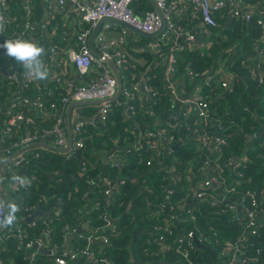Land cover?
I'll list each match as a JSON object with an SVG mask.
<instances>
[{"label":"trees","instance_id":"1","mask_svg":"<svg viewBox=\"0 0 264 264\" xmlns=\"http://www.w3.org/2000/svg\"><path fill=\"white\" fill-rule=\"evenodd\" d=\"M34 1L35 34L28 33L26 39L37 42L46 51L51 45L48 36L55 33L54 28L58 27L59 30L57 36L55 34L53 42L61 44L63 22L59 19V14L53 16L48 13L45 19L47 28L43 29L38 25V22L42 20L45 12L49 11V2L47 0V2L45 0ZM245 1L249 5L256 4L257 11H255V19L253 21L241 22L234 20L231 24L224 26L223 20H221L220 26L215 27L211 32V34H214L212 36L214 40L211 41L212 44L208 50L200 52L199 50L185 47V45L182 46L183 48L178 45L175 50L177 57L176 77L187 75L189 69L197 73L198 75L192 85L195 83L199 84L203 89L204 95H208L207 100L215 112V118H218L216 115L220 116L223 124L229 126L226 134L233 132L243 133L227 137L229 143L223 146L220 152H211L207 147H203L202 144L204 142L199 140L196 135H193L187 127L174 130V133H178L181 130L182 133L188 131L192 136L190 145L192 146L193 143L197 147H192L198 148L201 143L202 148L200 149L202 151L198 149V151H195V156L191 157L193 152L191 148L187 145L179 144L175 148L176 151L174 153L178 158L168 157L169 164L176 167L175 175L177 177L182 176L183 181L180 184L173 185L175 195L172 197V204L165 208L159 207L156 203L162 199L164 188L168 185L167 177L169 174H165L164 171L153 170L152 168L148 172V169L157 160L156 152L155 154L152 150L147 152L146 149H143V145L139 151H135L131 147V150L120 152L125 157L123 166L112 167L105 164L102 160L106 151L114 144V139L117 142L120 141V145H124L125 141L134 140L133 138L136 137L135 132L140 130L135 127V122L148 124V122L152 121L148 127L155 128L156 121H163L164 124L171 121L169 117L178 106H173V96L168 88L166 86L161 88L164 83L159 76L161 70H155L148 81L152 85L153 94H155L154 100L147 103V106L154 111L155 115L151 116L146 111L141 112L139 103L137 101L134 102V100L133 102L137 107L136 111H138L135 113L134 123L130 120L123 122L121 120L123 119L121 108H115L106 124L107 131L100 126L94 127L88 123L85 124L82 136L86 137V148L78 149L73 147L75 151L73 155H70L72 152L70 150L61 152L46 146H34L39 152V156L35 157L33 155L31 157L30 162H32V165L27 168L25 175L26 177L36 176V181L29 187L30 191L23 195L24 197L21 201L18 199L16 204L21 208L34 205L39 200L44 199L40 203L41 207H44L50 201L49 198H51V204L60 203L62 211L59 215L51 216L49 219H40L35 225H28L24 242L39 239L47 234L52 246L61 247L65 239L67 226L77 228L84 225L83 222L87 220L91 221L93 227L103 226L106 223L103 215L113 209L115 216L121 215L118 221L115 222V230L109 228L105 230L109 235L110 245L103 247L100 244H94V248L98 250L105 249V254H109L113 258L114 264H191L179 253L177 249L179 243L185 244V247L190 249V260L193 264H224L223 261L229 258L226 243L231 239L237 238L243 232L246 219L243 211L240 212L237 218V215L231 210L230 201L235 198H243L247 188L261 190L264 184V85H260L249 73L250 71L244 69L241 64V54L254 49L256 39L262 33V28L257 24L256 19L264 15V0ZM11 2L13 15L21 22L23 7L18 0H11ZM17 5L20 10L17 9ZM150 10L153 9L151 8ZM180 15L182 18L176 15L175 20L182 19L180 24L184 26H187L185 24L187 21H202L200 17H193L187 12H183ZM188 27H191V24ZM206 34L208 35L210 32L206 31ZM143 40L148 42L150 39L143 38ZM121 48L127 55L124 60V67L121 69L123 90L132 82L138 80V76L135 77V75L144 65L137 60L135 62L131 56L136 53L135 58L139 56L138 59L141 58L147 63L151 60L153 54L146 49L137 53L134 43L127 40ZM230 48L234 52L227 60L226 66L227 70L235 75V85L229 96L221 97L219 93L222 89L219 88H223V86L221 82L219 83L220 80L216 76L214 68L219 60L221 62L226 60V52ZM5 51L0 50V69L7 58L10 59L8 61L9 67L13 65L16 69H23L22 65L18 64L14 58L8 57ZM236 52H240V55L234 58ZM41 59L43 61V56ZM2 77L3 73L0 71L1 103L13 92V87L6 84ZM207 82H210V84L207 85ZM31 85V87L24 89L23 95H31L34 99L43 96L46 99H50L52 103L59 105V99L63 96V91L56 90L52 94L50 90L56 84L50 83L49 78L39 81L37 87L34 84ZM23 95L20 97H23ZM120 97H124L123 93L120 94ZM144 103L146 104V99ZM51 104H46V108L50 112L47 117L40 118L37 116L33 118L31 125H27L25 122L19 123L7 136V142L0 145V147H12V145L20 142L26 136L28 130L33 132L35 129L47 130L53 128L56 119L54 116L55 108ZM98 104H82L81 108H84L86 113H93L96 112L95 107ZM190 106L196 109V106ZM25 114L30 118V116L33 114L37 115L39 112L36 108H32L29 105ZM2 119V113L0 112V120ZM196 121L200 123L195 124V127L204 128L205 130L213 128V123L207 125L201 123L202 119L195 112L190 122L194 123ZM3 128L4 124L2 125ZM259 130H262L261 135L250 141L248 134H256ZM174 136L175 144L176 135L174 134ZM34 147H30V149L19 156L33 150ZM14 149L17 150V148ZM189 155L190 158H195L199 161L198 164H203L204 160L208 158L212 159L215 163V169L209 175L222 170V175L227 177L230 183L235 180L236 175L228 170L224 162L230 159L231 156H248L250 160L244 170L246 181H244L240 189L233 192L237 193V195L229 194V199L225 202L213 204L212 202L201 201L195 196V187L192 188V183L186 177L187 174H185L191 165L189 164ZM82 158L86 160L85 164H83ZM216 158L222 160L220 163L222 169H219ZM50 174L55 176L51 177ZM106 177L111 178L114 183L119 179L126 180L116 195L112 196L114 201H111V204L106 200L104 187V179ZM144 177L145 182H143ZM136 180H141L139 188L141 186L144 187L140 191H136ZM0 185L4 193L2 183ZM218 190L216 188L215 193ZM248 201L252 203L250 200ZM22 203L24 204L22 205ZM124 203H129L130 210L123 209ZM181 203H184L187 208L194 209L197 214L196 220L185 218L183 224L184 227H191L197 230L196 241L190 242L186 231L181 233L180 227L173 226L174 234H166L167 242L168 244L170 243L169 248L161 250L160 245L157 242H153L154 234L157 230L156 227H164V222L166 223L169 220L167 213L176 210ZM257 204L264 206V202L257 201ZM176 235H179L183 240L177 241ZM202 237L206 240L201 241ZM74 243L75 247L82 248L87 244V241L82 238L81 240H74ZM242 250L244 251L243 260L237 259L233 264H264V230L257 235L249 236L248 240L242 244ZM64 254L65 252L60 251L56 256H63ZM0 259H3V264H31L30 252L15 237L5 240L0 239ZM83 263L84 258H80L73 264ZM34 264H52V262L47 255L38 251Z\"/></svg>","mask_w":264,"mask_h":264},{"label":"built area","instance_id":"2","mask_svg":"<svg viewBox=\"0 0 264 264\" xmlns=\"http://www.w3.org/2000/svg\"><path fill=\"white\" fill-rule=\"evenodd\" d=\"M20 5L23 7V16L21 17V22L17 20V17L13 15V8L11 0H0V17L3 18V30L0 31V50H5L2 45L5 41L9 39L23 38L26 39L27 34H35V1L34 0H20ZM46 1V0H45ZM49 2V11L46 14H52L56 16V12L59 8L64 7L68 1H72L76 6L72 9L71 13H75L79 16V21L76 25L78 26L86 24L85 28L79 30L75 35H73L69 44L71 45H58L56 43H51V45L45 51L43 55V63L48 67L50 71L49 80L50 83H55V87L50 90L53 94L56 90H62L63 96L59 99V105L52 103L50 99H46L43 96L32 97L31 95H23L25 88H29L34 84L36 87L39 81L29 78L23 69H16L11 65V71L7 74L0 71L3 74L2 79L6 81V84L13 87V92L10 96L15 94L13 102L11 103V108L9 112L7 111L5 118V125L0 132V145L7 142V136L21 122H25L27 125L30 124V120L33 119L32 116L28 118L25 114L26 108L30 105L32 108H36L39 112L38 117H47L50 113L46 108L47 103H52L51 106L55 108V123L53 128L47 130H37L33 132L28 130L26 136H24L20 142L12 145V147H0V161L5 160L10 155L14 154L16 151L27 147L30 149L29 145L35 142H44L51 144L54 147L64 148L69 145V131L65 124V114L70 104L75 102H87V101H99L98 106L95 107L96 112L86 113L82 105L76 106L71 110L69 119L71 125V133L73 135V143L70 148L71 154L73 155L75 151L74 148L85 149L86 148V137L82 136V131L85 124L92 125L94 127H99L105 125L104 130L107 131L106 124L109 121V117L115 108H120L125 106L126 109H130V113L135 116L137 107L134 104L135 101H139V110L141 112L146 111L151 116L155 115L154 111L151 110L147 104L144 103L145 95L155 94L152 92V85L150 84L149 78L146 80L138 78V80L132 82L128 87L124 88L121 93H123V98L117 96L115 99L111 100L117 93L118 82L114 75L113 70L109 67L104 59L96 57L89 48V36L97 24V22L104 16H111L121 20H124L135 27L145 31L154 32L157 31L161 24L162 19L160 14L156 10H147L143 16L135 13L133 9V3L135 0H92V4L87 6H82L80 0H47ZM46 1V2H47ZM159 7L164 11L167 20V28L165 32L161 35L158 43H163L171 48V56L167 66V74L169 76V83L166 86L171 94L174 93V83L170 79L176 72L177 67V57L173 53L176 45L172 44L176 38V33H184V29L178 27L175 16L180 13L187 12L193 17L201 18L202 21L208 26L215 28L219 27L221 20L228 13L232 15L233 18L241 22H251L255 19V11H257L256 4L249 5L246 4L245 0H156ZM255 8V9H254ZM20 10V8L18 9ZM44 14V16L46 15ZM47 18V15H46ZM55 18V17H54ZM45 19L38 22L43 29L47 28ZM78 20V19H77ZM257 24L262 28L261 35L256 39V44L258 49L255 51L253 60L247 66L248 70L252 74L253 78L257 80L260 85H264V15L256 19ZM110 22L104 23L97 35V46L104 53V58H112L120 69L124 67V60L127 55L121 48L126 41L128 31L122 28V33L116 39H109L108 30L111 25ZM186 34V33H185ZM55 33L51 34L50 36ZM186 40L190 42L189 48L194 50H202L198 45H196L195 38L193 34H186ZM49 37V36H48ZM49 39V38H48ZM74 39V40H73ZM35 42V41H33ZM37 43V42H36ZM38 44V43H37ZM180 47H182L180 45ZM183 48V47H182ZM203 51V50H202ZM232 48L226 52V60L221 62V66L225 65L227 60L233 54ZM10 59H6L8 62ZM4 65V64H3ZM2 65V66H3ZM6 65V64H5ZM216 76L220 80L223 87H229V81L223 80V69H218L216 71ZM198 74L191 69L187 72V77H191L193 80ZM221 77V79H220ZM210 82H207L209 85ZM23 95V97H20ZM208 95H204L203 90H198L188 98L185 104H180L175 112H172L169 117V122L165 123L162 121L159 127L147 128L143 130L142 133L138 135L137 141L134 143L136 146H131L135 151L141 150L143 143H147L150 147H161L171 148L175 140L174 130H179L187 127L191 130L193 135H196L202 142L206 141L207 131L204 128L195 127V124L200 123L196 121L194 123L190 122L193 113H189V108L184 105L190 104L196 106V113L199 118L202 119L203 124L207 125L213 123L217 126L218 132L214 135L213 150L211 152H220L222 147L229 143L227 135L224 133V124L221 119L215 118L210 102L207 100ZM135 100V101H134ZM134 101V102H133ZM96 105V104H95ZM0 112L2 113V108L0 107ZM92 113V115H91ZM91 115V116H89ZM102 132V130H101ZM208 144V141L206 142ZM14 148H17L15 150ZM72 149V150H71ZM25 150V151H26ZM24 152V151H23ZM22 152V153H23ZM21 153V154H22ZM157 154V152H156ZM20 155V154H19ZM15 157L13 160L9 161L4 166L5 170L13 175L17 174L25 178L28 182V186H19L12 183L9 178L8 187L16 194L18 199H23V195L30 191L31 184L36 181V176L32 175L26 177L25 174H20L24 169L29 168L32 165L31 157L39 156V152L34 147L33 150L27 151L21 156ZM108 158V165L112 167L121 166L125 163V157L120 154V152L115 151L113 148H109L106 153ZM83 159V158H82ZM219 159V158H217ZM228 162L231 160H227ZM85 164L86 160H82ZM209 163V161H206ZM227 163V162H226ZM242 165H246L243 163ZM219 166V165H218ZM3 168V169H4ZM219 169L222 167L219 166ZM236 178L230 183L227 177L222 175V170L213 175H208L204 177L200 182L196 183L195 196L201 201L212 202L217 204L219 202H225L229 199V194L237 195L236 192L242 187L244 183V173L240 170L235 173ZM175 180L173 185L177 182V176L175 174L170 175ZM189 179L190 176L186 175ZM122 180L119 179V182ZM125 182V181H124ZM114 181L111 178L104 179V187L106 198L112 195ZM219 190L216 191L215 189ZM175 195L173 188L165 191L163 193V199L156 203L159 207H167L172 204V197ZM244 197L240 199H233L230 201L232 212L237 215V218L241 211L245 213L244 230L235 239L227 241L226 248L229 253V258L224 260V264H233L237 259L244 258V251L242 250V244L248 240L249 236L257 235L260 231L264 230V206L257 204V201L264 202V188L250 189L247 188L244 193ZM21 197V198H20ZM39 200L34 205L24 206L19 208V213H16L17 221L11 227H5L0 233V239L5 240L15 237L19 240L20 244L25 246L30 252L31 264H34L37 258L38 249L33 247L34 242H39V245L47 249H57L61 247L52 246L49 240V235L45 234L39 239L24 242L27 232L26 223L27 216L30 215L36 208L40 207V203L43 201ZM250 200L252 203H250ZM24 203H22L23 205ZM62 208H58L54 215H59ZM0 214H5L4 209H0ZM169 220L164 222V227L157 226L156 232L154 234L153 242H157L161 250L169 248L167 242L166 234H174L173 226H178L181 228V233L187 232L188 239L190 242L196 241L197 230L194 228L184 227L185 218H190L193 221L196 220L197 214L194 209L187 208L184 203H181L176 210L168 212ZM53 215V216H54ZM106 219H110L106 214L103 215ZM49 219V218H48ZM37 223H31L30 225H35ZM84 225L78 226L83 230L80 238L86 239L87 244L82 248L72 247L69 250L63 248L65 254L62 256H56L54 254L51 258L52 264H72L80 258H84L83 264H114L113 258L109 254H105V249L98 250L94 248V244H100L101 246L110 245L109 235L105 232L107 228L115 230L116 224L111 221L106 222L105 225L100 227H93L90 220L84 221ZM77 228L66 227L65 237L70 235V232H76ZM77 234V233H74ZM177 236V235H176ZM175 236V237H176ZM183 238L177 236V241H182ZM203 237L201 241H205ZM46 245V246H45ZM179 253L191 264L193 262L190 260L191 252L185 244L179 243L177 245ZM60 252V251H59ZM0 264H3V259H0Z\"/></svg>","mask_w":264,"mask_h":264},{"label":"crops","instance_id":"3","mask_svg":"<svg viewBox=\"0 0 264 264\" xmlns=\"http://www.w3.org/2000/svg\"><path fill=\"white\" fill-rule=\"evenodd\" d=\"M81 1V4L82 6H87L89 4H92V0H80ZM19 4H20V0H18ZM76 6L75 3H73L72 1H68L66 3V5H64V7L62 8H59L58 11L56 12V15L59 14V19L63 22V30L61 32V46L62 45H68L70 42H72L70 40V38L75 35L79 30H81L82 28H85L86 24H83V25H76L77 21H79V16L75 13H71L72 9ZM17 9H19V6L17 5ZM154 9V6L153 4L149 1V0H135L134 3H133V9L135 11L136 14L140 15V16H143L144 13L147 11V10H150V9ZM230 12V11H229ZM228 12V13H229ZM228 13L226 14L225 17H223V23H226L227 19H228ZM46 14V13H45ZM181 14V13H180ZM179 14V17L182 18V16ZM47 15V14H46ZM46 15L42 17V19H46ZM78 19V20H77ZM182 19H178L176 21L178 27L184 29V33H176V38L174 40V42L172 43L173 45L175 44L176 47L179 45L181 46H184L187 47L189 46L190 42L186 40L187 36L186 34L189 33V34H193L194 35V38H195V44L198 45L203 51L204 50H208V48H210L211 44H212V40H214L212 38V36L214 35L213 33L211 34L212 30L214 28L208 26L207 24H205L203 21H199V22H196V21H187L185 24L187 26H184L183 24H180V21ZM234 20H237L235 18H233L227 25L231 24L232 21ZM45 21V20H44ZM198 21V20H197ZM111 25L110 29L108 30V36H109V39H116L117 37L120 36V34L122 33V27H119L118 25H116L115 23H109ZM191 24V27H188L189 25ZM58 30L59 28H54V32L57 36L58 34ZM206 31H208V33L210 32V34H206ZM220 32V31H218ZM186 33V34H185ZM211 35V36H210ZM71 36V37H70ZM49 41H51V43H53V38H54V35L52 36H49ZM126 40L129 42H133L134 43V48H135V51L138 53V52H142L144 50V48H141V44H148L150 45V47L156 52V53H161L160 55H157V56H154L151 58V60L149 62L146 63L145 60L139 58H135L136 56V53L135 54H131L134 59L135 62H141L142 65H143V68H141L137 75V79L138 78H142V79H148L152 76V73L155 71V70H161L160 73H159V76L160 78L162 79V81L164 82L162 87L163 86H167L168 83H169V76L167 74V72L164 73V67H165V61H166V56H167V52L166 51H163V50H166V48H169L168 45H164L163 43L159 44L158 43V40L157 39H150L148 42L143 40V38L139 35H136L134 34L133 36V39L130 38L129 34H127V38ZM59 45V44H58ZM71 45V44H69ZM258 49V46L257 44L255 45L254 49H252L251 51H248V52H245L243 54H241V58H242V66L244 69L248 70L247 66L249 64H251V62H254L253 60V56H254V53L255 51ZM175 50L176 48L174 49V52L175 53ZM202 50H200V52H203ZM238 53V55H240V52H236ZM9 59V58H8ZM137 60V61H136ZM221 61L219 60L217 62V65L215 66V71H217L218 69H223V75H222V78L223 80H227L229 81V87H223V88H219V89H222L221 92L219 93V96L221 97H226V96H229L230 92L232 91L234 85H235V80H234V74L231 73L230 71L227 70V66L226 64L223 66H221ZM4 64H6V69H8V71H11V67L8 66V62H4ZM250 73V72H249ZM4 74V73H3ZM176 74H174L170 79L173 80V83H174V93L171 94L173 96V103L174 105L173 106H179L180 104H185L186 100L188 98H190L192 96V94L198 90H203L199 84L195 83L194 85H192L194 83V80L191 78V77H187V75H180L179 77H176ZM221 79V77H220ZM123 85V84H122ZM159 88V87H158ZM228 92L227 95H225V93ZM15 94H13V96H8V98H6L5 101H3L2 103L0 102V107L2 108V120H0V131L2 129V125L4 124L5 125V120H4V116H6V112L10 110L11 108V103L13 102V100H15L14 98ZM145 99H146V104L152 100H154L153 96L151 95H148L146 94L145 95ZM136 102V101H135ZM139 103V101H137ZM213 102V101H212ZM135 104V103H134ZM136 105V104H135ZM185 107L187 106L189 108V113H195L196 112V109H194L193 107L190 106V104H186L184 105ZM121 111H122V116H123V119H121L123 122H125L126 120H130L132 121V123L135 122V118L133 117V115L129 112L130 109H126L125 106H122L120 107ZM176 110V109H175ZM175 110H173V112H175ZM50 113V112H48ZM66 115H67V112L65 114V124L67 127H69L70 125V119H69V125H67L66 123ZM37 115L36 114H33L32 118H36ZM216 117L220 118V116H217ZM6 118V117H5ZM30 124L31 125L33 123V119L30 120ZM152 122V121H151ZM151 122H148V124H141V123H137L135 122V127H138L140 130L139 132L136 131V137L133 138L134 140L132 141H125L123 144L124 145H120L119 142L120 141H116V139H114V144L112 145V147L110 148H113L115 151L117 152H123L124 150L127 151V150H131V146H136L134 143L137 141L138 139V135L140 133L143 132L144 129L149 128L148 126L151 125L150 123ZM161 124V122L159 121H156L155 125L154 126L155 128L156 127H159ZM213 125V124H212ZM224 126V133L226 134L227 133V130L229 129V126ZM100 127H105V125H101ZM153 127V126H152ZM213 128L209 129V130H206L207 131V136H206V141L202 144L203 147H207L209 150H213V141H214V135L218 132V129H217V126L216 125H213L212 126ZM133 128V126H132ZM134 129V128H133ZM180 130V129H179ZM182 131V130H181ZM181 131H178V133H174L176 135V143L174 144H171V148H166V147H161L158 146V147H150L147 143H143V149H146V151L150 152L151 150L154 152H157V156H156V162L153 164V166H149L150 168L148 169V172L150 171V169L152 168L153 170H160V171H164L165 174H169V176L167 177V183L168 185L164 188V193L165 191L173 188V181L175 180V178H173L172 180V177L170 176L171 174H175V165L171 166L169 164V159L168 157L169 156H172L173 158L177 159V155H175V151L176 149H174L175 146L179 145V144H183V145H187L191 148V151L192 152V156L191 157H194L195 156V151H198L201 150L200 148H202V145L201 143L199 144L198 148H193V147H197L195 144L192 143V146L190 145V142H191V135L190 133L187 131L186 133H182ZM260 131V130H259ZM258 131V132H259ZM132 133V132H131ZM243 133V132H242ZM240 132H233V133H228L226 134L227 137H233L235 135H240L242 134ZM262 133V132H261ZM249 135V134H248ZM261 135V134H260ZM259 135V136H260ZM258 136V137H259ZM208 141V144H206V142ZM250 143V142H249ZM202 151V150H201ZM188 158H190V155L188 156ZM102 160L105 164L108 165V163H110L108 161V158L106 157V155H104V157H102ZM209 161V163H207L206 161ZM231 161H225L224 162V165L228 168L229 171L233 172L234 174L237 173L238 170L242 171L244 173V170L245 168L247 167V164L249 162V157L248 156H245V155H242V156H239V155H236V156H231L230 159ZM199 161H197L195 158H190L189 160V164L190 167H189V170L185 173L187 174L188 176H190L189 178V181L192 183V188L195 187L196 188V183L197 182H200L204 177L208 176L214 169H215V163L213 162L212 159L208 158L206 160H204L203 164H198ZM216 162H218V165H220V163L222 162L221 159H217L216 158ZM227 162V163H226ZM243 163H246V165H242ZM10 164V163H8ZM122 166L124 164H121ZM191 166H195L194 168L191 167ZM1 174L5 175L6 178L3 182H2V188L4 189V196L7 200V202H14V203H17L18 202V197L16 196V194L8 187L5 186V181H8L9 178L12 176L11 174H9L5 168L2 169L1 171ZM50 176H55L53 174H50ZM8 179V180H7ZM135 180V179H134ZM124 181L126 180H123L122 179V182L119 180L114 183L113 185V191H112V195L108 198H106V200L108 201L109 204H111V201H114V198L112 197L113 195H116L117 191L120 189L121 185L124 184ZM145 177H144V181L145 182ZM183 181L182 179V176H178L177 177V182H174L176 183L175 185H177L178 183L180 184L181 182ZM244 181H246V175L244 173ZM119 182V185L116 187V184ZM137 185V188H136V191H140V189H143L144 187H140L139 188V185H141V180L140 181H137L136 180V184ZM1 186V185H0ZM7 191H6V189ZM262 188H264V184L262 185ZM162 195V194H161ZM53 197V196H52ZM50 201L45 205L47 206V208L44 207H38L36 208L30 215L27 216L28 217H31L33 215V213H35L36 211H40L41 213L43 212H46V211H49V210H52L50 214H48L47 216L46 215H36L30 222H26L27 224L28 223H37L40 219L44 218V219H48L50 218L51 216L54 215L55 211L60 208V203H55V204H51V201L52 199L49 198ZM162 199H163V196H162ZM161 199V200H162ZM1 200V198H0ZM149 203V202H148ZM125 210H130V207H127ZM124 210V211H125ZM114 210L111 209L110 212H107L106 215L107 217H109L110 219H106L105 222H112L113 224H115V222L118 221V219L120 218V215H117L115 216L114 214ZM29 224V225H30ZM161 224V223H160ZM28 226V225H27ZM76 232H70L71 235H74L73 238L71 239L70 241V246L65 248V250H69L70 248L74 247L75 243H74V240H81L82 238H80V235L82 233H77V234H74ZM179 236V235H177ZM68 238V236H67ZM67 238L65 237L64 241H63V244L65 245L66 242H67ZM77 238V239H76ZM62 244V245H63ZM73 264V263H72Z\"/></svg>","mask_w":264,"mask_h":264},{"label":"water","instance_id":"4","mask_svg":"<svg viewBox=\"0 0 264 264\" xmlns=\"http://www.w3.org/2000/svg\"><path fill=\"white\" fill-rule=\"evenodd\" d=\"M153 6H154V10H156L160 16H161V19H162V24L160 26V28L157 30V31H154V32H145L137 27H135L134 25L124 21V20H121V19H118V18H115V17H111V16H104L103 18H101L97 24L95 25V27L93 28L90 36H89V48L91 50V52L98 58H101V59H104L107 64L109 65V67L113 70L114 72V75L117 79V82H118V86H117V93L114 97L111 98V100L115 99L117 96H119V94L122 92V77H121V72H120V69L119 67L117 66L116 62L112 59V58H104V53L98 48L97 46V35L101 29V27L103 26L104 23H107V22H110V23H115L116 25H118L119 27H122L124 29H126L128 31V34L130 36L131 39H133V36L134 34L136 35H139L145 39H159L161 37V35L165 32L166 28H167V20H166V16L164 14V11L159 7L158 3L156 0H149ZM233 19L232 15L229 14L228 16V19L226 21V23H224V26H227V24ZM141 46V48H144L146 49L147 51L151 52L154 56H157V55H160L161 53H156L151 47L150 45L148 44H141L139 45ZM163 51H166L167 52V56H166V61H165V67H164V73L166 72L167 70V66H168V63H169V59H170V56H171V48H166V50H163ZM238 56V53H236L234 55V58ZM1 71L6 73L7 74V69H6V65L4 64L2 67H1ZM228 92L225 93V95H227ZM103 102V100H99V101H87V102H75V103H72L69 105L68 109H67V115H66V123L67 125H69V116H70V113H71V110L76 107V106H79V105H82V104H98V103H101ZM68 131H69V145L67 147H64V148H59V147H54L52 146L51 144H48V143H44V142H35V143H32L31 145H29V147H34V146H37V145H40V146H46V147H50V148H53L57 151H61V152H67L70 150V148L72 147V143H73V135L71 133V127H68ZM262 130H260L258 133L256 134H250L248 135V139L250 141H252L254 138L258 137L260 134H261ZM177 146L174 147L177 148ZM28 148L27 147H24L22 149H20L19 151L15 152L14 154L10 155L9 157H7L5 160H3V163H0V174H1V171L2 169L4 168V166L11 160H13L15 157H17L19 154H21L23 151H25L26 149ZM27 171V169H24L20 172V174H25ZM119 185V182L116 184V187ZM0 198L1 200L3 201H7L5 196H4V193L3 191L1 190L0 188ZM52 210H49V211H46V212H43L41 213L40 211H36L35 213H33V215L31 217H28L26 219V221L30 222L36 215H48L51 213ZM5 214H6V210H5ZM5 227H0V233L3 231ZM82 228L81 227H78L76 233H79V232H82ZM74 235H69L68 238H67V242L66 244L61 247V248H57V249H47L45 247H42L39 245V242H34L33 244V247H36L38 249V251L42 254H45L48 256L49 259L52 258V256L56 253H58L59 251L63 250V248H66L70 246V241L71 239L73 238ZM25 247V246H24ZM26 248V247H25ZM27 249V248H26Z\"/></svg>","mask_w":264,"mask_h":264},{"label":"clouds","instance_id":"5","mask_svg":"<svg viewBox=\"0 0 264 264\" xmlns=\"http://www.w3.org/2000/svg\"><path fill=\"white\" fill-rule=\"evenodd\" d=\"M2 30L3 18L0 17V31ZM2 47L6 50L5 54L8 57L14 58L18 64L22 65L24 73L29 78L37 81L49 78L50 71L41 59L45 49L36 42L23 38L9 39L5 41ZM0 163H3V161H0ZM6 178L8 177L0 174V183ZM10 179L15 185L28 186L27 180L17 174H13ZM0 209L6 210V214H0V227L13 226L17 221L18 205L14 202L0 200Z\"/></svg>","mask_w":264,"mask_h":264},{"label":"rangeland","instance_id":"6","mask_svg":"<svg viewBox=\"0 0 264 264\" xmlns=\"http://www.w3.org/2000/svg\"><path fill=\"white\" fill-rule=\"evenodd\" d=\"M219 26H220V24H219ZM235 54H236V53H235ZM235 54H234V55H235ZM4 183H5V186L8 187V183H9V181H5ZM8 188H9V187H8ZM5 189H6V188H5ZM6 191H7V189H6ZM127 207H129V203H127V204L124 203V205H123V209H126Z\"/></svg>","mask_w":264,"mask_h":264}]
</instances>
